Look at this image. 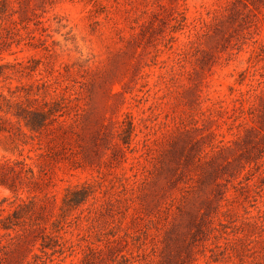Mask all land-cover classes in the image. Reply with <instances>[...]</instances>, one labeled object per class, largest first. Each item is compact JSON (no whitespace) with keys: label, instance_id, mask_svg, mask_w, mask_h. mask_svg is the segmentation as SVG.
Instances as JSON below:
<instances>
[{"label":"rangeland","instance_id":"rangeland-1","mask_svg":"<svg viewBox=\"0 0 264 264\" xmlns=\"http://www.w3.org/2000/svg\"><path fill=\"white\" fill-rule=\"evenodd\" d=\"M0 264H264V0H0Z\"/></svg>","mask_w":264,"mask_h":264}]
</instances>
